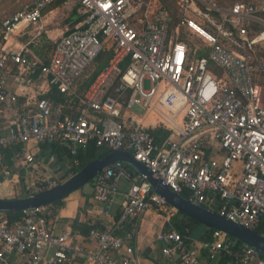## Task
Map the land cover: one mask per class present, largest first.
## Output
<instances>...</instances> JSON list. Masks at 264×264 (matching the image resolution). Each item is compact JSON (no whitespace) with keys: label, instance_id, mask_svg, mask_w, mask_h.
I'll use <instances>...</instances> for the list:
<instances>
[{"label":"built area","instance_id":"obj_1","mask_svg":"<svg viewBox=\"0 0 264 264\" xmlns=\"http://www.w3.org/2000/svg\"><path fill=\"white\" fill-rule=\"evenodd\" d=\"M56 1L30 0L0 21V178L15 183L22 178L29 195L51 189L82 168L78 152L93 143L130 153L191 204L246 229L259 228L264 109L257 78L264 76V3H235L225 11L212 0H176L181 19L173 35L169 11L151 12L146 0H75L77 17L46 62L30 59L28 44L18 52L5 49L15 32L36 29ZM181 30L201 42V54L179 37ZM105 52L106 66L78 97L75 84ZM10 78L25 102L7 86ZM51 90L65 102L46 98ZM52 146L63 154L60 161ZM122 181L128 184L124 193ZM117 196L115 227H92L86 239L95 247L88 252L68 231L54 234L50 205L21 211L15 219L0 211V264H74L79 256L90 264H133L135 230L127 226L152 208L169 221L177 212L119 162L92 182L101 215H111ZM157 240L171 264H201V251L209 260L225 256L226 264H264L255 249L216 230L198 249L172 229Z\"/></svg>","mask_w":264,"mask_h":264},{"label":"crops","instance_id":"obj_2","mask_svg":"<svg viewBox=\"0 0 264 264\" xmlns=\"http://www.w3.org/2000/svg\"><path fill=\"white\" fill-rule=\"evenodd\" d=\"M58 1L59 0H57L45 11L42 22L38 25V27H36V29L32 27L31 29H21L20 31L15 32L14 35L8 39L5 49L18 52L22 46L28 44V56L30 59L46 62L49 58V52L47 51V48L45 49L41 44L40 37L43 35L44 27L47 24L45 19L57 10L59 7L57 5ZM73 12H75L74 17H72ZM73 12L71 17L66 20L67 24L60 29L61 34L57 39L61 37L64 29L73 21H75L77 17V7ZM12 14L7 16H1L0 14V21L9 18ZM46 38L47 40L51 41V38L49 39L47 35ZM57 39L51 41L52 46L57 41ZM2 44L3 41L0 35V46ZM47 54L48 57L46 60L44 58ZM7 86L11 90H16V92L21 95V102L26 101V97H22L23 93L21 92L20 88L16 87L14 84L13 78L8 80ZM32 90H34V87H31L25 91L27 93H31ZM261 107L264 109V88L262 90ZM16 184L17 183H15L14 180L5 181L0 178V199H15L17 197L15 190ZM20 184L23 186V194L30 196L24 188L22 178H20ZM127 186V182L122 181L119 186L120 193H124L127 189ZM120 203L121 196H117L111 209V215L105 217L100 214L99 205L93 201L92 191L90 192L88 199L84 197V193L78 191L67 197L64 201H61L58 204H52L50 206V209L53 213V232L55 235H60L63 232L68 231L72 235V242L82 246L86 252L93 250L95 245L86 239L89 230L92 227H96L100 230H112L115 227V222L119 214ZM168 223L169 220L164 214H160L155 210V208H152L146 211L137 223L127 226L128 230H135V240L132 245L133 253L131 256L133 264H171L162 256V244L157 240L158 235L167 229ZM206 230V227L199 226L196 229V234L191 233L188 236L189 244L192 247L198 249L199 244L202 243L200 242V237L206 232ZM194 243H198V246L196 247ZM199 260L201 264H218L219 261V259L209 260L204 251L200 252ZM74 264L90 263L86 261L83 256H79L75 260Z\"/></svg>","mask_w":264,"mask_h":264},{"label":"water","instance_id":"obj_3","mask_svg":"<svg viewBox=\"0 0 264 264\" xmlns=\"http://www.w3.org/2000/svg\"><path fill=\"white\" fill-rule=\"evenodd\" d=\"M117 162L132 168L142 176L151 186L152 191L177 213L210 230L220 231L242 245L255 249L260 255L264 256L263 237L256 234L255 231L246 229L217 215L211 210L191 204L180 195L172 192L160 180L155 179L142 164L133 159L130 153L124 151H113L101 159L88 163L75 175L51 189L18 199H0V211L15 213L61 201L72 192L92 182L103 169Z\"/></svg>","mask_w":264,"mask_h":264},{"label":"rangeland","instance_id":"obj_4","mask_svg":"<svg viewBox=\"0 0 264 264\" xmlns=\"http://www.w3.org/2000/svg\"><path fill=\"white\" fill-rule=\"evenodd\" d=\"M212 1L217 7H219L222 10H225V11H228L232 7V5L235 3H255L258 5L264 3V0H212ZM29 2H30V0H0V10H1L0 14H1V16H7L9 14H12V13L22 9L24 6L28 5ZM146 2H149L151 4V9H150L151 12H153L159 8H164V9H167L169 11V13L171 14L172 19H173V22L171 25V30H172V34L174 35L175 29L177 28L179 21L181 19V15L179 13V9L177 6V1L176 0H146ZM57 5L59 6L57 8V10L45 19L47 21V24L44 27L43 35L40 37L41 38L40 39L41 44L43 45V47L45 49L47 48V51L49 52L48 53L49 56L51 55V51H50V49H51L50 45H52L51 41L56 40L59 37V35L61 34L60 29L63 28L67 24L66 20L69 17H71L72 12L77 7L75 0H59ZM198 6H199L200 10H204V7L202 5H198ZM192 18L195 19L204 29H206L209 32H212L213 27L206 20H204L203 18L198 17L196 15L193 16ZM214 20H216V19H214ZM31 28L32 27H30L29 29H31ZM46 35L49 39L51 38L50 39L51 41L47 40ZM49 35H50V37H49ZM179 37L182 40H184L185 42H187L193 51H196L197 54H201V52H202L201 42L198 41L195 37L190 36L184 30H181L179 32ZM101 43L104 47H106L108 44L107 40H101ZM48 54L46 55V57L44 59L47 60ZM102 62H104V61H102ZM100 66H101L100 60H99V58H97L86 69L84 74L77 81V83L75 84V87H74V92L78 97H82L85 94L87 88L95 79L96 73H98ZM257 82L259 84H261V86L264 88V76L258 77ZM137 111H139V110H137ZM92 182L87 183L86 185H84L80 189L69 194L67 197L71 196L72 194H74L78 191H81L82 193H84V197L86 199H88L89 194L92 191ZM15 190L17 193V197L22 198V197L26 196L23 194V186L20 183H17L15 185ZM66 198H64L61 201H64ZM53 204H55V203H53ZM200 226H202V225H200ZM209 232H210V229L207 228L206 232L201 235L200 242H204L205 240H207L209 238V236H210ZM196 233H197V231L195 229L192 234H196ZM194 244L196 247L198 246L197 245L198 243H194Z\"/></svg>","mask_w":264,"mask_h":264},{"label":"trees","instance_id":"obj_5","mask_svg":"<svg viewBox=\"0 0 264 264\" xmlns=\"http://www.w3.org/2000/svg\"><path fill=\"white\" fill-rule=\"evenodd\" d=\"M75 12H73L72 17H74ZM172 25V23H171ZM51 52L54 48V45H50ZM101 66L99 68L98 73L106 66L109 58H110V53L109 52H105L103 54H101L99 57ZM104 61V62H102ZM98 73H96V76L98 75ZM95 76V77H96ZM90 86V85H89ZM46 98L51 99L52 101H54L55 103H64L65 102V98L62 96H59L54 90H51L50 93L48 95H46ZM52 152L58 157V160L60 161V157H62L63 154H61V152L59 150H57V148L55 146H52ZM110 153V151L102 149V148H97L95 147V145L93 143H90L85 150H79L78 152V159L80 160L81 166L82 168L84 166H86L88 163L96 160V159H101L103 157H105L106 155H108ZM12 154V151H7L6 152V158L9 160L10 156ZM130 172H134V170L132 168H129ZM182 197H186V194L183 193L181 195ZM19 197H16L15 199H18ZM61 201L56 202L55 204L60 203ZM20 213L19 212H15V213H8V216L11 219H15ZM200 225L185 217L184 215L180 214V213H176L171 220L168 223V227L167 229H172L174 231H176L177 233H179L182 237H188L191 233H193V231L195 229H197ZM211 230H210V234H211ZM255 233L258 234L259 236L264 234V222H262L259 226V228H257L255 230ZM210 239V236L207 240L208 241ZM218 264H226L227 262V258L225 256H220V258H218Z\"/></svg>","mask_w":264,"mask_h":264}]
</instances>
